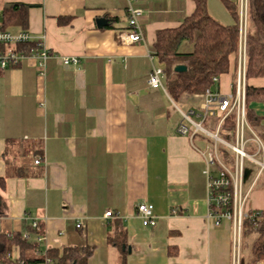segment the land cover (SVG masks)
<instances>
[{"label": "crops", "instance_id": "0c3cea01", "mask_svg": "<svg viewBox=\"0 0 264 264\" xmlns=\"http://www.w3.org/2000/svg\"><path fill=\"white\" fill-rule=\"evenodd\" d=\"M10 3L31 6L29 28L6 31L42 39L50 57L45 78L34 59L0 70V234H23L36 218L45 230L40 255L77 246L93 249L88 264H123V256L126 264H245L249 249L235 248L233 222L209 218L205 157L213 141L180 135L186 122L165 77V90L149 85L158 32L179 27L195 2L132 0L144 37L134 44L120 38L128 0H0V10ZM208 11L223 26L235 24L220 0H208ZM100 19L108 25L100 28ZM246 23L248 31L247 0ZM63 57L80 62L65 66ZM239 63L231 57L215 92L236 96ZM250 84L264 87V79ZM204 100L183 95L174 103L200 114ZM253 107L264 116V105ZM144 203L154 206L156 227L142 225ZM246 211H264V184L251 190ZM115 219L126 228L123 248L108 241Z\"/></svg>", "mask_w": 264, "mask_h": 264}, {"label": "trees", "instance_id": "16d2710c", "mask_svg": "<svg viewBox=\"0 0 264 264\" xmlns=\"http://www.w3.org/2000/svg\"><path fill=\"white\" fill-rule=\"evenodd\" d=\"M196 8L177 28L158 32L154 53L164 66L165 83L169 96L177 103L183 95H206L208 91L215 92L214 78H220L230 71L231 57L239 55L240 44V8L231 0H220L234 19L232 26H223L211 17L208 11V0H193ZM31 6L24 4H5L2 12V29L18 27L22 31L29 28V10ZM247 16L249 28L246 41V83H245V118L248 126L256 133L264 145V116L258 114L255 104L264 105V87H255L251 80L264 79V0H247ZM251 26V28H250ZM187 42L192 46L191 52H181V45ZM35 42L21 44L19 51L30 55L36 50ZM186 67L185 72H176L177 66ZM18 67V66H14ZM223 115L209 118L205 127L216 133ZM209 127V128H208ZM237 118L232 113L224 118L219 136L225 141L235 144ZM254 152V147L248 149ZM231 150L219 145V154L229 167L234 165ZM234 155V154H233ZM251 174L249 168L246 169ZM2 185L4 178H0ZM113 233L108 241L115 247L123 248L126 244V228L121 220L112 222ZM34 237L45 236L43 223L38 229L27 226ZM255 236L248 245L247 239ZM242 250L249 249V257L245 264H257L264 261V211L254 218L243 219L241 230ZM34 240L23 238L22 234L7 237L0 234V264H88L93 249L89 247L69 246L62 249H49L40 255ZM17 255H14L15 252ZM126 264V256H123Z\"/></svg>", "mask_w": 264, "mask_h": 264}, {"label": "built area", "instance_id": "2783aa9c", "mask_svg": "<svg viewBox=\"0 0 264 264\" xmlns=\"http://www.w3.org/2000/svg\"><path fill=\"white\" fill-rule=\"evenodd\" d=\"M129 1V23L128 30L120 35L123 42L134 44L142 43L144 41L142 29L139 24V17L142 15V10L134 9L131 6L132 0ZM244 3V0H243ZM240 22V44H239V70L236 79V96H222L218 92L208 91L205 95V100L200 106V114L194 111H184L181 105L172 102L173 107L183 117L185 124L178 128L180 135L191 138L197 134L204 135L210 138L213 143L207 146L206 152V171L207 177V191H208V205L209 218L215 220V225L220 226L223 219H228L233 222L234 227V246L239 251L241 244V230L243 219L254 218L259 215L260 211H246V204L249 193L258 183L261 175L264 174V145L260 138L248 126L245 118V83H246V41H247V23L246 14L244 16V8L242 7ZM35 42L37 44L36 50L32 51L30 55L22 54L18 46L21 44ZM49 52L43 44V40L34 41V38L27 32L11 33L2 29V12L0 10V70L19 66L26 59H34L36 61V68L41 78L46 76V62L49 59ZM153 63L152 72L149 76V85L153 89L165 90L164 85V66L157 64L155 55L149 56ZM78 58L63 57L62 63L65 66H77L79 64ZM156 63V64H155ZM217 85L218 78H214ZM218 112L223 115L219 123L216 133H212L205 127V122L215 117ZM235 113L237 118L236 141L235 144L229 143L219 136L221 124L227 116ZM198 117V121L195 118ZM245 127L250 131L251 137L245 138ZM224 145L234 154V165L229 167L219 154V145ZM252 145V146H251ZM254 147V152H249L248 149ZM259 167V171L255 176L249 189L245 191V184L249 178H245L246 166L245 161ZM37 161L36 164H39ZM252 174V170H251ZM249 175V177L251 176ZM139 219L144 227H156L158 220L155 213V208L152 204H141L137 208ZM177 211H173L176 214ZM114 214L108 212L105 218H113ZM30 226L34 229L39 228L42 223L36 218H30ZM81 225H77L80 228ZM23 238L27 240H34L38 246L45 240V236L35 235L26 230ZM12 233H8L7 237H12ZM41 254L39 248L36 251ZM48 264L50 263L47 260ZM259 264V263H258Z\"/></svg>", "mask_w": 264, "mask_h": 264}, {"label": "rangeland", "instance_id": "374dc122", "mask_svg": "<svg viewBox=\"0 0 264 264\" xmlns=\"http://www.w3.org/2000/svg\"><path fill=\"white\" fill-rule=\"evenodd\" d=\"M244 16H245V14H246V0H244ZM241 12H242V10H241V7H240V15H241ZM238 57H239V55H238ZM264 113V112H263ZM196 121H198L197 119H195ZM209 128V127H208ZM190 136V135H189ZM251 137V134H250V131H249V129L247 128V127H245V138L246 139H249ZM210 140V139H209ZM252 146V145H251ZM249 151V150H248ZM231 155L232 156H234L233 155V153H231ZM245 166H246V168H249L250 170H252V174H251V176L249 177V179H248V182L245 184V191L244 192H246L248 189H249V186L251 185V183L253 182V180H254V178H255V176L257 175V173H258V171H259V167L258 166H256V165H254V164H252V163H250V161H245ZM263 184H264V174L263 175H261V177H260V179H259V181H258V183L256 184V186L253 188V189H258L261 185L263 186ZM252 190V189H251Z\"/></svg>", "mask_w": 264, "mask_h": 264}, {"label": "water", "instance_id": "95a60500", "mask_svg": "<svg viewBox=\"0 0 264 264\" xmlns=\"http://www.w3.org/2000/svg\"><path fill=\"white\" fill-rule=\"evenodd\" d=\"M97 23H98V26L100 28H103L104 26L108 25V21L106 19H100V20H98ZM175 71L176 72H185V71H187V69H186V67L179 65L175 68ZM248 177H249V172L246 171L245 178L247 179Z\"/></svg>", "mask_w": 264, "mask_h": 264}]
</instances>
